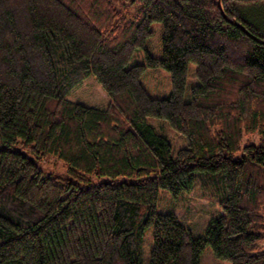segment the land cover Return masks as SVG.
Returning a JSON list of instances; mask_svg holds the SVG:
<instances>
[{
  "label": "trees",
  "instance_id": "16d2710c",
  "mask_svg": "<svg viewBox=\"0 0 264 264\" xmlns=\"http://www.w3.org/2000/svg\"><path fill=\"white\" fill-rule=\"evenodd\" d=\"M124 1L0 0V264H144L149 227L150 264H201L207 246L264 264V0ZM150 67L170 73L169 96L149 94ZM91 74L106 108L68 98ZM149 116L187 145L174 155ZM51 155L64 173L41 169ZM198 173L217 174L203 186L222 209L202 235L157 210L161 189L190 192Z\"/></svg>",
  "mask_w": 264,
  "mask_h": 264
},
{
  "label": "rangeland",
  "instance_id": "374dc122",
  "mask_svg": "<svg viewBox=\"0 0 264 264\" xmlns=\"http://www.w3.org/2000/svg\"><path fill=\"white\" fill-rule=\"evenodd\" d=\"M119 9L128 8L124 0H112ZM136 10V7L131 6L129 10ZM153 35L147 40V48L155 57L162 55V33L163 23L153 22L151 25ZM144 50L138 49L135 52L133 61L134 63H144L145 55ZM197 65L193 62L189 65L188 82L185 98L189 97L190 87L197 81L196 76ZM142 83L148 90L149 94L153 97H167L172 91L171 75L162 67H150L145 70L142 75ZM68 98L73 101H78L88 106H95L99 108H106L110 102V98L98 82L96 77L91 74L86 77L81 83L76 85L68 94ZM146 121L158 130V132L167 136L172 143V151L175 155L177 151L187 145L186 137L175 130L167 120L159 117L149 116ZM251 140L257 142L259 136L254 133L249 136ZM247 139V138H246ZM244 140L243 143H245ZM41 169L48 173H64L67 165L57 158L50 156L40 164ZM216 177L217 174L213 173H198L197 180L194 188L190 192H183L178 195H173L167 189H161L157 202V210L163 213L175 212L182 222L190 228L195 235L204 234L206 227L215 216L222 213L220 204L216 202L210 193V188L205 189L203 183L208 180V176ZM106 177H95L94 181L98 182L104 180ZM125 179V178H121ZM213 187L217 182H212ZM220 187V182L217 184ZM153 247V229L149 227L144 236L142 246V257L144 264H150L151 250ZM201 264H232L229 260L217 257L210 246L205 247L200 257Z\"/></svg>",
  "mask_w": 264,
  "mask_h": 264
}]
</instances>
